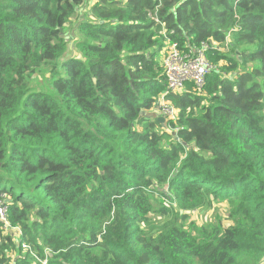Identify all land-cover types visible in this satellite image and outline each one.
I'll use <instances>...</instances> for the list:
<instances>
[{
    "label": "trees",
    "instance_id": "1",
    "mask_svg": "<svg viewBox=\"0 0 264 264\" xmlns=\"http://www.w3.org/2000/svg\"><path fill=\"white\" fill-rule=\"evenodd\" d=\"M91 1L0 0V264H264V0Z\"/></svg>",
    "mask_w": 264,
    "mask_h": 264
},
{
    "label": "built area",
    "instance_id": "2",
    "mask_svg": "<svg viewBox=\"0 0 264 264\" xmlns=\"http://www.w3.org/2000/svg\"><path fill=\"white\" fill-rule=\"evenodd\" d=\"M155 20L159 22L156 15ZM211 48L212 46L206 43H203L200 47H189L186 50H181L177 44L169 45L163 57V67L167 78V94L183 91L187 83H191L199 89L204 87L206 77L213 69L206 57V53ZM160 108L164 120H175L177 118V110L171 104L166 103L164 97L161 99ZM6 215L4 203H0V219L6 220ZM43 264H46V261Z\"/></svg>",
    "mask_w": 264,
    "mask_h": 264
},
{
    "label": "rangeland",
    "instance_id": "3",
    "mask_svg": "<svg viewBox=\"0 0 264 264\" xmlns=\"http://www.w3.org/2000/svg\"><path fill=\"white\" fill-rule=\"evenodd\" d=\"M97 1L98 0H92L90 3L93 4L94 2L96 3ZM89 10H90V7L87 8V12ZM83 11L85 13V10H83ZM75 20H73V22L70 23L69 26L67 25L68 29H67V31L64 32V35L67 38V41L70 40V47L71 48L68 50L69 55L72 57H79L80 58V55L74 46V41L77 39V34L74 32L75 23H76ZM164 54H165L164 51H162L161 52L162 60H163ZM158 117H159V119L162 118V111H160V115ZM166 120L168 123L169 119H166ZM175 120H172V121H175ZM229 209H230V206L228 204L216 203L212 209L195 210L192 213H190V221H193L197 225H200V226H206L207 224L211 223L212 221L214 222L216 220V215L218 214V215H221V217H222L221 221L227 225L228 224L227 222L229 221V216H228V210Z\"/></svg>",
    "mask_w": 264,
    "mask_h": 264
},
{
    "label": "water",
    "instance_id": "4",
    "mask_svg": "<svg viewBox=\"0 0 264 264\" xmlns=\"http://www.w3.org/2000/svg\"><path fill=\"white\" fill-rule=\"evenodd\" d=\"M159 121H160L161 123H164V118H160Z\"/></svg>",
    "mask_w": 264,
    "mask_h": 264
},
{
    "label": "crops",
    "instance_id": "5",
    "mask_svg": "<svg viewBox=\"0 0 264 264\" xmlns=\"http://www.w3.org/2000/svg\"><path fill=\"white\" fill-rule=\"evenodd\" d=\"M154 114H157L156 112Z\"/></svg>",
    "mask_w": 264,
    "mask_h": 264
},
{
    "label": "clouds",
    "instance_id": "6",
    "mask_svg": "<svg viewBox=\"0 0 264 264\" xmlns=\"http://www.w3.org/2000/svg\"><path fill=\"white\" fill-rule=\"evenodd\" d=\"M167 92V91H166Z\"/></svg>",
    "mask_w": 264,
    "mask_h": 264
}]
</instances>
